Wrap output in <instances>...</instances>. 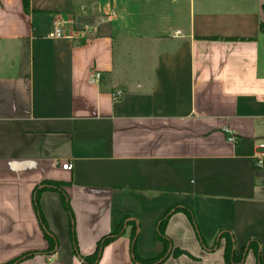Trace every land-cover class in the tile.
<instances>
[{
    "label": "crops",
    "instance_id": "crops-1",
    "mask_svg": "<svg viewBox=\"0 0 264 264\" xmlns=\"http://www.w3.org/2000/svg\"><path fill=\"white\" fill-rule=\"evenodd\" d=\"M263 3L0 0V264H264Z\"/></svg>",
    "mask_w": 264,
    "mask_h": 264
},
{
    "label": "trees",
    "instance_id": "trees-1",
    "mask_svg": "<svg viewBox=\"0 0 264 264\" xmlns=\"http://www.w3.org/2000/svg\"><path fill=\"white\" fill-rule=\"evenodd\" d=\"M23 2H24L25 5H27L28 0H23ZM263 10H264V3H263ZM261 30L264 32V21L261 23ZM61 198H62L63 203L65 204V207L69 210L67 196L64 193H62L61 194ZM35 205H37V194H35ZM38 213H39L40 221H41V223H42V225L44 227L45 235L48 238L51 247H54L55 243H56L55 239L52 236V234L47 230V228L45 226L44 219H43V217H42V215H41L39 210H38ZM70 214H71V212H70ZM169 214H170V210L166 211L163 214V216L159 219V223H158V234H159V237L163 241V243H165L167 245L169 244V239L164 235L163 225H164V222L166 221L167 217L169 216ZM120 232H121V228L118 227V228L114 229L112 232H110L109 234L104 235L103 237H101L96 243V247H95L94 252L91 255L84 257L83 259L85 261L91 263V264L95 263L100 257L101 250H102L103 246L106 243H108L109 241H111L113 238L118 236L120 234ZM73 241H75L74 236H73ZM74 246L76 247L75 242H74ZM134 246H135V235H133V239H132V243H131V253H132L133 258L135 260H138L136 254H135ZM231 246H232V239H231V237H229L228 240H227V243H226V248H225V256H226V258L232 259V261L234 263L235 262L236 263L241 262L242 259H243L244 253L238 259L231 258ZM179 252H180L179 250H175V253H179ZM28 255H29V253L17 258L16 260H13L12 262H10L8 264H14L17 261L21 260L23 257L28 256ZM165 255H166V253L160 254V255H158L155 258H151L149 261L151 263H157V262L161 261L165 257Z\"/></svg>",
    "mask_w": 264,
    "mask_h": 264
},
{
    "label": "built area",
    "instance_id": "built-area-1",
    "mask_svg": "<svg viewBox=\"0 0 264 264\" xmlns=\"http://www.w3.org/2000/svg\"><path fill=\"white\" fill-rule=\"evenodd\" d=\"M54 23V27H53V30L52 32H50V36L51 37H60L62 35V29H61V22L57 19H55L53 21ZM101 72L99 70H92L88 76V82L89 83H98L101 79ZM123 89H120V88H117L115 89L114 91H111V97L113 99H119L122 95H123ZM225 132H228L229 130L227 128L224 129ZM228 141H234L235 138L233 135H230L228 138H227ZM259 146L260 147H263L264 148V139L259 143ZM255 158H256V161H255V165L257 167H261L263 164V157L262 155L260 154H255ZM72 167V164L71 162H65V163H62L61 164V168L63 169H67V170H70ZM263 190H264V183H263Z\"/></svg>",
    "mask_w": 264,
    "mask_h": 264
}]
</instances>
